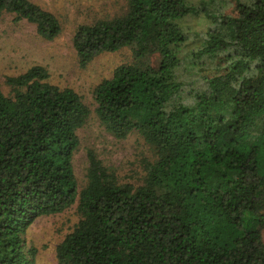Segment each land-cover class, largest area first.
Returning <instances> with one entry per match:
<instances>
[{"label": "trees", "instance_id": "trees-1", "mask_svg": "<svg viewBox=\"0 0 264 264\" xmlns=\"http://www.w3.org/2000/svg\"><path fill=\"white\" fill-rule=\"evenodd\" d=\"M230 1L221 12L214 0H127L123 14L75 31L82 66L133 52L94 95L109 132L138 131L155 151L140 185L121 184L90 149L78 189L73 157L90 109L46 67L7 77L12 96L0 83V264H33L23 234L76 202L57 264H264V0ZM4 13L48 40L62 32L33 0H0ZM190 16L209 28L189 33Z\"/></svg>", "mask_w": 264, "mask_h": 264}, {"label": "rangeland", "instance_id": "rangeland-1", "mask_svg": "<svg viewBox=\"0 0 264 264\" xmlns=\"http://www.w3.org/2000/svg\"><path fill=\"white\" fill-rule=\"evenodd\" d=\"M33 1L57 15L62 32L55 39L48 40L40 36L36 25L28 20H16L12 13L0 16V83L3 92L9 96L14 93L7 77L24 73L34 65L46 67L51 83L61 88H73L90 109L86 123L78 130L79 147L73 157L78 189L87 183L90 149L114 171L121 184H142L147 172L145 164L155 159V151L138 131H133L126 138H117L109 132L96 113L94 95L95 87L104 79L111 78L118 66L134 61L133 52L130 47L103 52L82 66L73 45L75 31L80 24L123 14L127 10V0ZM188 1L194 4L201 2ZM231 7L230 0H214L212 4L214 10L221 12H228ZM210 23L204 16H190L182 25L193 34L204 33ZM190 45L193 47L194 42L191 41ZM151 59L156 65L158 55ZM77 206L76 202L62 212L38 217L28 227L23 237L27 249L36 250L33 264H57V246L80 219Z\"/></svg>", "mask_w": 264, "mask_h": 264}]
</instances>
